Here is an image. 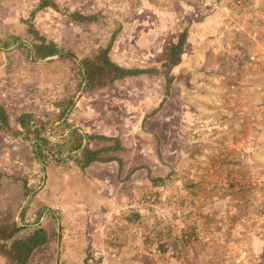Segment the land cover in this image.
I'll list each match as a JSON object with an SVG mask.
<instances>
[{
	"label": "rangeland",
	"instance_id": "rangeland-1",
	"mask_svg": "<svg viewBox=\"0 0 264 264\" xmlns=\"http://www.w3.org/2000/svg\"><path fill=\"white\" fill-rule=\"evenodd\" d=\"M45 1L0 0V39L25 42L0 49L9 116L0 126V223L24 226L22 209L28 220L41 209L39 225L56 236L33 264H264V0H51L60 11L38 7ZM64 8L97 21H71ZM33 30L76 58L114 34L112 61L155 72L85 92L66 55L28 53L25 44L39 42ZM183 30L181 60L166 76L165 48ZM22 112L54 139L65 130L119 136L121 163H58L17 133Z\"/></svg>",
	"mask_w": 264,
	"mask_h": 264
},
{
	"label": "trees",
	"instance_id": "trees-1",
	"mask_svg": "<svg viewBox=\"0 0 264 264\" xmlns=\"http://www.w3.org/2000/svg\"><path fill=\"white\" fill-rule=\"evenodd\" d=\"M44 6H51L53 9L60 11L58 5L51 0L41 3L38 7ZM61 14L74 22L83 23L97 21L96 16L93 14L87 15L77 10H69L68 8H64L63 11L61 10ZM33 33L39 38V42L30 44L31 49H28V53L32 51L35 60L48 59L49 62L53 61L54 59L51 60V58H54L56 55H66V57L72 61L75 70L72 76L74 78L78 77V86L80 89L82 87L85 92L102 90L126 77H135L141 74L155 72V69L129 68L112 61L108 52L112 46L111 43L112 40H114V34L111 35L108 45L98 48L95 52H89L88 54L76 58L70 52V48L68 50L62 48L55 39L46 40L45 37L37 33V30H33ZM18 41L19 38H16L15 36H12L8 41H2V39H0V46L7 48ZM185 43L186 31L183 30L177 36L176 40L171 42L165 48L166 58L162 66L166 76H168V71L171 67L177 65L181 60V54L183 53ZM68 103L69 105L67 104L65 110L71 106V101ZM63 114L64 113H61L57 120L61 119ZM8 120L9 116L6 109L0 106V126L8 127ZM15 122L16 127L18 128V134L24 132L28 141L37 142V144H35L36 150L40 149V151H43L46 149L45 151L58 163L67 162L70 164H76L81 171H85V169L93 162H109L116 160L121 163V160L113 155L114 152L123 148L119 136L107 137L94 134H82L77 130H73L67 136H60L59 138L54 139L47 132H45V135H42L39 130L33 128L35 121L32 119L30 113H20L15 118ZM73 134L80 136V139L72 144L71 142L68 143V140H71ZM94 140L101 141L103 144L91 147ZM112 141H114V143H110ZM50 144L55 147L58 144H62L63 146L57 147V153H55L51 151L52 149H49L48 145ZM151 179L153 182L163 180L162 178H154L153 176ZM32 189L33 188H29V190ZM24 191L25 195L28 194L26 190ZM27 210L28 209L23 208L21 211L20 220L23 222L24 226H19L15 220L11 222L9 220L10 218H8L6 222L0 223V253L6 256L11 264H26L36 248L48 243L54 238L53 236H56L55 227L52 226L53 228L49 227L48 229L46 224L27 228L29 223L33 225L37 224L42 215L41 209H38L36 211L35 220L29 222L27 220ZM48 216L55 219L54 212L48 213Z\"/></svg>",
	"mask_w": 264,
	"mask_h": 264
},
{
	"label": "crops",
	"instance_id": "crops-1",
	"mask_svg": "<svg viewBox=\"0 0 264 264\" xmlns=\"http://www.w3.org/2000/svg\"><path fill=\"white\" fill-rule=\"evenodd\" d=\"M10 37H12V36H10ZM3 41V40H2ZM22 43H25V42H18V43H15V44H13V45H11V46H9V47H7V48H3V47H1L0 49H5L6 51H11L12 49H15L17 46L16 45H21V46H24V44H22ZM27 47H29L28 49L30 50L31 49V47L29 46V45H27V44H25ZM20 46V47H21ZM17 49V48H16ZM27 49V50H28ZM31 54H32V51H31ZM68 130V129H67ZM69 133H71V131H69V132H67L66 130L62 133V135H61V137H64V136H67ZM60 137V136H59ZM120 141H121V138H120ZM121 146L124 148V145H123V143H122V141H121ZM112 161H115V160H112ZM109 162H111V161H109ZM95 163L97 164V163H108V162H93V163H91L89 166H93V165H95ZM86 170V169H85ZM31 210V209H30ZM52 212H54V211H52V210H50V209H47V211H46V214H48V213H52ZM30 213V212H29ZM54 213H56V212H54ZM59 215H61V212L59 213ZM28 220V219H27ZM29 222H31L32 221V219L30 220H28ZM37 225H39V223H37V224H35V225H33V224H31V223H29V225H27V228H33L34 226H37ZM52 240L53 239H51V241H49L48 243H46L47 245L49 244V243H51L52 242ZM63 244H64V242H63ZM35 250L33 251V254H31V256L29 257V259H28V264H33V260L34 259H42V260H44L43 258H42V256L40 257V256H35ZM52 253H53V251H52ZM77 256H80V254H77ZM4 264H11L10 263V261L6 258V256H5V262H4ZM54 264H71V259H66V258H64V257H60V258H58V260L57 261H54Z\"/></svg>",
	"mask_w": 264,
	"mask_h": 264
},
{
	"label": "water",
	"instance_id": "water-1",
	"mask_svg": "<svg viewBox=\"0 0 264 264\" xmlns=\"http://www.w3.org/2000/svg\"><path fill=\"white\" fill-rule=\"evenodd\" d=\"M33 59V58H32Z\"/></svg>",
	"mask_w": 264,
	"mask_h": 264
}]
</instances>
